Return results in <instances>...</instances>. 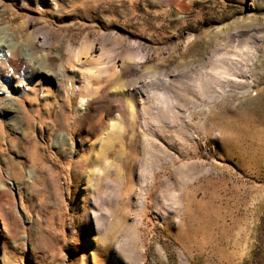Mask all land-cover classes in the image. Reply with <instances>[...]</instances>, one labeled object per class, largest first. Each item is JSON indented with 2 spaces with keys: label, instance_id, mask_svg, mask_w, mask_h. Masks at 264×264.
Wrapping results in <instances>:
<instances>
[{
  "label": "rangeland",
  "instance_id": "rangeland-1",
  "mask_svg": "<svg viewBox=\"0 0 264 264\" xmlns=\"http://www.w3.org/2000/svg\"><path fill=\"white\" fill-rule=\"evenodd\" d=\"M2 44L0 264H264V0H0Z\"/></svg>",
  "mask_w": 264,
  "mask_h": 264
},
{
  "label": "bare ground",
  "instance_id": "bare-ground-1",
  "mask_svg": "<svg viewBox=\"0 0 264 264\" xmlns=\"http://www.w3.org/2000/svg\"><path fill=\"white\" fill-rule=\"evenodd\" d=\"M12 48H14L13 50H14V54H16V46H14V47H12ZM6 49H9L10 50V46H5V45H0V53H4V52H6ZM12 52V51H11ZM7 53V52H6ZM4 55V54H3ZM0 57H3V59H4V56H2V55H0ZM2 59V61L4 62V60ZM8 61V60H7ZM2 62V64H4ZM82 64V62H81V59L79 58V57H77V58H74V59H72V61L69 63V65L68 66H65V69H63V70H61L60 72L61 73H57V72H55L54 73V75L55 76H62V77H65V78H67V75H69V74H71V78H70V81L69 82H71V85H75V77L77 78V76H80L81 75V68H80V66H82L81 65ZM38 72L39 73H42V72H44V70H43V68H38ZM69 73V74H68ZM61 74V75H60ZM69 77V76H68ZM74 89V88H73ZM5 93V88L4 89H2V90H0V95H2V94H4ZM81 100V103H85V101H86V99L84 98V97H82V99H80ZM17 119V118H16ZM14 121L16 122V120L14 119ZM14 123V122H13ZM17 123V122H16ZM113 128H115L113 125H110V124H108V126L106 127V129H105V131L107 130H110V129H113ZM112 131V130H111ZM109 132V131H108ZM108 132L107 133H105L106 135L105 136H108L107 134H108ZM60 137L57 135L56 136V138L54 139V144H55V146L56 145H58V139H59ZM105 139H107V138H105ZM111 140V139H110ZM99 145V144H98ZM83 157V156H82ZM84 164V163H83ZM38 168V167H37ZM22 173V172H21ZM30 174V173H29ZM22 175V174H21ZM25 175H26V173L24 172L23 173V177L25 178L24 180L22 179H20L21 181H16V180H14V181H16V182H18L17 184L18 185H20V186H22V185H24L25 183H27V181H26V178L27 177H25ZM8 176V175H7ZM21 176V178H23ZM30 176V175H29ZM117 177H118V174H117ZM16 178V177H15ZM30 178V177H29ZM18 179V178H17ZM17 185V186H18ZM26 186H27V184H25ZM24 185V189L26 188V186ZM7 186V185H6ZM5 183H4V180H3V182H2V186H0V189H5ZM19 187V186H18ZM31 187V186H30ZM20 188V187H19ZM18 188V189H19ZM22 188V187H21ZM7 189V188H6ZM5 189V190H6ZM8 190V189H7ZM2 192H4V191H2ZM1 194V193H0ZM4 195V194H3Z\"/></svg>",
  "mask_w": 264,
  "mask_h": 264
}]
</instances>
